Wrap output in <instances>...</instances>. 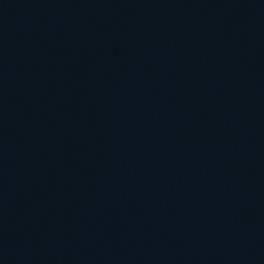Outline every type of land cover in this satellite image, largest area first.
<instances>
[{"label": "water", "instance_id": "95a60500", "mask_svg": "<svg viewBox=\"0 0 264 264\" xmlns=\"http://www.w3.org/2000/svg\"><path fill=\"white\" fill-rule=\"evenodd\" d=\"M224 155L264 229V0H164Z\"/></svg>", "mask_w": 264, "mask_h": 264}]
</instances>
